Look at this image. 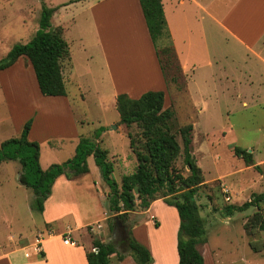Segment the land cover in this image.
Instances as JSON below:
<instances>
[{
  "label": "rangeland",
  "instance_id": "1",
  "mask_svg": "<svg viewBox=\"0 0 264 264\" xmlns=\"http://www.w3.org/2000/svg\"><path fill=\"white\" fill-rule=\"evenodd\" d=\"M59 1L61 0H0V61L7 57L15 45L29 43L35 37L39 30L43 3L51 8ZM205 6L207 12L221 14L228 5L222 0H205ZM180 8L186 13H191L192 5L185 2ZM69 14L76 18L75 22L69 23L72 17L68 18L61 11L52 19V24L54 27L64 24L63 27L67 28L63 37L69 44L79 74L78 79L74 75L69 78L64 75L67 100L72 106L73 114L64 104L57 103L39 92L34 70L28 59L22 58L14 68L12 83L8 82L6 87L0 84V143L19 137L25 124L32 120L31 139L40 144L41 167L47 170L53 164H62L72 159L82 138L100 142V148L108 151V159L114 164L112 177L121 188L122 177L134 173L138 167L137 157L130 148L128 133L136 137V147L139 149L142 146V127L136 123L129 128L123 125L117 106L115 107L112 101L110 86L105 80L103 83L100 77H90L88 71L83 69V66L86 67L85 59L92 55V66L87 65V68L97 74L101 70L95 42L90 30H86V22L91 16L88 5H72ZM177 22L185 32L184 21L177 19ZM211 24V20L206 16L205 26ZM126 26V30L136 41L139 33L134 20L129 19ZM114 37L115 35L112 38ZM209 42V53L216 57L215 62H210L214 66L208 67L207 64L195 62L191 65L195 67L192 74L181 69L169 41L164 38L156 40L158 56L169 83L168 98L171 109L175 112V119L171 122L173 132L177 133L182 126H193L192 152L205 175V185L197 196L199 214L207 231V243L203 248L200 247V250L206 264H264V233L259 229L264 214V203L259 209L253 208L233 216L226 212L227 206L243 205L250 201L253 195L264 192V82L260 88L261 81L256 74L253 77L254 86L243 84L247 78L243 69L250 64V60L247 63L238 62L234 57L225 55L230 50L227 37H219L218 44L211 38ZM108 43L109 46L114 44L113 40L109 39ZM120 52L124 57L131 55L144 69H149L148 61L140 48ZM192 61L193 59L189 60ZM123 67L127 70L130 63H123ZM227 75L233 76L231 79L236 82L230 83L231 79L227 81ZM220 78L221 81L216 82V79ZM137 81L139 82V79ZM125 83L132 84L129 80ZM226 86L231 88L232 93L219 92L222 91L220 88ZM21 87L28 96L24 101L29 104V108H35L36 112L29 109L27 118L24 116L12 119L6 108L5 98L9 96L11 99V91L12 104H19L17 98L21 94ZM259 89H262V93ZM258 93L259 98H254ZM23 112L25 115L26 110ZM101 128H106L105 132L108 131V134L103 136V132L100 139H96ZM177 139L181 143L180 136ZM235 147L252 153L253 164L236 157ZM90 157L87 164L97 167L94 156ZM177 168L185 176L188 175L182 159L178 160ZM21 172L19 161H5L0 167V254L27 245L29 240L33 241L45 228L43 213L31 209L33 191L20 183ZM98 172L92 169L91 177L101 176ZM82 182L81 189L75 188L82 215H88L95 228L98 223L104 226V235L108 233L102 237L111 238L120 252L134 260L128 253L127 232L132 223H137L138 220L130 222L128 218L129 225H124L126 228L120 223L110 231L111 223L108 220H100L105 215L114 218L110 214L107 201L101 202L97 210L95 199L89 194L90 179ZM156 201L159 203L156 204L155 212L158 213L161 224H164V235H168L174 223L169 213V209L172 210L173 207L165 204L162 198ZM137 204L139 206V202ZM60 214L63 215L58 223H55V227H74L75 218L71 213ZM100 231L97 229V232L92 233L87 229L91 235L89 251H93V237L100 239L94 233Z\"/></svg>",
  "mask_w": 264,
  "mask_h": 264
},
{
  "label": "crops",
  "instance_id": "2",
  "mask_svg": "<svg viewBox=\"0 0 264 264\" xmlns=\"http://www.w3.org/2000/svg\"><path fill=\"white\" fill-rule=\"evenodd\" d=\"M161 1L167 24V35H164L162 38L166 39L169 41V44H171L178 58V63L185 73H192L195 67H191V65L195 62L213 67V63L210 62H215L216 57L209 53V40L210 38L216 40V44H218L219 37L221 38V36H223V38L227 37L229 39L230 46V50L225 53V55H228L230 58L234 57L238 62L245 61V63H247L250 60V64L246 65L243 69L247 77L243 84L245 86H254L255 82L253 77L258 74L261 81L259 86L261 88V84L264 82V0H222L223 3L228 6L225 12L221 14L207 12L208 9H206L205 0ZM185 2L192 5L191 13H186L185 10H181L180 7L184 5ZM76 4L88 5L90 9L91 16L87 20L88 22H86V26L88 27L86 30H90V35L95 42L96 52L101 62L99 74L94 71L91 72L89 68H87V65L92 66V55L85 59L86 67L83 66V69H85V72L88 71L90 77L94 79L100 77L103 79V83L105 80V83L110 86L111 92L113 93L114 98L112 97V101L115 107L116 98L119 95H127L131 99H138L147 92L162 91L165 93L164 109L171 108L168 98L169 83L162 69L156 48L157 43L153 40L149 31L140 0H61L55 7H51L59 8L54 13L52 19L63 11V15H66L68 18L72 17L69 23L72 21L75 22L76 18L69 14V11L72 5ZM206 16L212 23L208 27L205 26ZM129 19H133L137 26L139 34L136 41H134L133 36L131 37L130 32L126 30ZM177 19H182L184 21L186 25L185 32L179 27ZM63 26L64 24H60V26L55 27H61L64 34L67 28ZM114 35L115 37L113 39L112 37ZM81 39L82 38H80V40ZM108 39L109 41L113 40L114 47H112L113 45L109 46ZM132 48L141 49L143 52L142 54L148 61L149 69H144L140 66L135 58L130 59V57L121 55L120 50L124 52V50H131ZM22 58L25 57H21L12 67L0 71V84L2 87L4 85L6 87L8 82L12 83L15 71L14 68L16 64L20 63ZM191 59H193V61L189 62ZM127 61L130 63V67L124 70L123 63L124 65L128 64ZM189 63H191L190 66ZM29 64L32 67L30 61ZM23 66L25 68L24 62ZM64 75H66V78L74 75L78 79L79 74L71 51L70 59L63 64V76ZM212 76L211 78H213V82H215ZM232 77L233 76L227 75L225 79L230 81ZM126 79L132 84H126ZM137 79H139V82ZM219 80L221 81V78L216 79V82ZM234 82H236V80L231 79L230 83ZM249 82H253L254 84L250 85ZM219 84L220 83H218V85ZM228 86L220 88L222 91L219 92L223 94L232 93L231 88ZM259 90L262 93V89ZM259 94L260 93L254 96V98H259ZM10 96L11 99L9 96L5 98V103L12 119H20L24 116L27 118L26 114L29 109L36 112L35 108H29V104L24 101V98L27 99L28 96L25 90L23 91L22 87L21 94L19 98H17L20 102L19 104H12L11 91ZM67 96L68 95L51 98L57 103L64 104L66 109L73 114L72 106L67 100ZM166 98H168V100ZM24 109L26 110L25 115L23 114ZM38 111L39 110H37V112ZM107 132H104L103 136L107 135ZM32 133L33 130L31 129L29 134L30 141H34L31 139ZM2 143H0V146ZM98 143L100 144V142ZM41 163L40 155V164ZM88 168L89 173L85 175L72 178L62 175L56 180L52 187V193L45 202L43 215L45 216L46 222L44 224V231L39 232L38 237L34 238L35 241L29 240V243L25 246L1 253L0 264H89L87 252L91 248V235L87 232V229L92 233L94 231L97 232V229L99 231L101 230L102 232L100 231L97 234L94 233V235L98 236L100 238L99 240L102 242H111L115 244L111 241V238L106 237L104 239L108 233L104 235V226L98 223L95 228L94 222H90V217L88 215L86 217L82 215L75 192V188H82V181L85 183V179H90L89 194L96 200H94V204L97 210L101 202L107 201L108 203L107 196L110 191L108 188L109 186L104 182L100 168L98 166L94 168L90 165H88ZM92 169L99 171L101 176L91 177ZM104 183H106V185ZM158 203L159 201H154L148 209L137 206L136 210L129 214V221H138L137 223H132L129 229H131L133 237L151 252L153 257L152 264H179L177 244L180 218L178 211L174 207L172 210L168 208L171 214L170 217L173 218L174 223L168 235H164L165 233L162 231L164 224H161L158 213L155 212V207ZM64 212L71 213L72 217L75 218L74 227L67 225L64 229H58L57 226H54L63 215L60 213ZM85 213L87 214V212ZM109 218L110 215H105L100 220L106 221ZM156 223H158L160 227L157 228ZM126 224L129 225V223ZM103 235L104 237H102ZM67 238L70 240L69 244L65 243V239ZM94 238L95 237H93V240ZM203 246H201V248H203ZM94 249L96 248H93V251ZM110 264L137 263L130 259V256L120 261L117 255L114 254L110 257Z\"/></svg>",
  "mask_w": 264,
  "mask_h": 264
},
{
  "label": "trees",
  "instance_id": "3",
  "mask_svg": "<svg viewBox=\"0 0 264 264\" xmlns=\"http://www.w3.org/2000/svg\"><path fill=\"white\" fill-rule=\"evenodd\" d=\"M140 2L153 40L167 35L162 1ZM58 9L43 3L39 30L35 37L29 43L15 45L7 57L0 61V71H3L12 67L21 57L27 58L33 67L40 93L46 97L67 95L63 64L70 59V47L63 37V29L52 24ZM170 47L174 52L171 44ZM138 55L141 59L140 53ZM127 57L132 58L131 55ZM164 103L165 93L162 91H150L138 99H131L127 95L116 98L121 123L128 128L135 123L142 127V146L139 149L136 147V137L128 133L130 148L137 157L138 167L134 173L122 177L121 188L112 177L114 164L108 159V151L102 150L97 141L91 142L85 138L80 140L72 159L43 170L40 164V144L29 139L32 120L25 124L19 137L1 144L0 166L5 161H19L22 167L20 183L33 191L31 209L43 213L45 201L51 195L56 180L62 175L72 178L89 173L87 159L94 156L110 189L108 208L114 216L108 219L111 223L110 231L117 227L115 218L126 228L124 225L129 214L136 210L138 202L141 208L148 209L154 201L162 198L165 204L177 209L180 218L177 244L179 264H205L200 247L207 243V231L197 201L198 193L205 185V175L192 152L193 126H182L174 133L171 122L175 119V112L171 108L164 109ZM105 131L106 128H101L96 139H100ZM234 155L248 164L253 162V154L239 147L234 148ZM179 159H182L188 170L187 176L177 168ZM262 203L264 192L253 195L243 205L227 206L226 212L233 216L253 208L259 209ZM156 227L160 225L156 223ZM259 229L264 233V214ZM127 235L128 253L134 261L137 264H152L153 257L148 248L133 237L131 229ZM93 248L97 252H87L89 264H110V257L114 254L120 261L127 256L115 244L97 238L93 240Z\"/></svg>",
  "mask_w": 264,
  "mask_h": 264
},
{
  "label": "built area",
  "instance_id": "4",
  "mask_svg": "<svg viewBox=\"0 0 264 264\" xmlns=\"http://www.w3.org/2000/svg\"><path fill=\"white\" fill-rule=\"evenodd\" d=\"M99 228H100V226H99ZM92 231H93V230H92ZM65 243H66V244H69V243H70V240H69L68 238H67V239H65ZM94 251H95V252H97V250H96V249H94Z\"/></svg>",
  "mask_w": 264,
  "mask_h": 264
},
{
  "label": "water",
  "instance_id": "5",
  "mask_svg": "<svg viewBox=\"0 0 264 264\" xmlns=\"http://www.w3.org/2000/svg\"><path fill=\"white\" fill-rule=\"evenodd\" d=\"M251 164H253V163H251ZM115 219H116L117 225L119 226L120 225V221L117 218H115Z\"/></svg>",
  "mask_w": 264,
  "mask_h": 264
}]
</instances>
